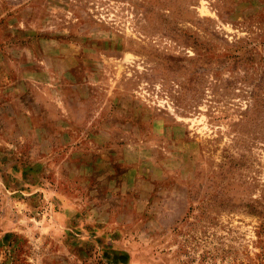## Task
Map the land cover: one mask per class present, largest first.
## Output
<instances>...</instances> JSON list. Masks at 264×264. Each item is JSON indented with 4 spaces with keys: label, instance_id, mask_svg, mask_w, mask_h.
Here are the masks:
<instances>
[{
    "label": "rangeland",
    "instance_id": "374dc122",
    "mask_svg": "<svg viewBox=\"0 0 264 264\" xmlns=\"http://www.w3.org/2000/svg\"><path fill=\"white\" fill-rule=\"evenodd\" d=\"M0 264H264V0H0Z\"/></svg>",
    "mask_w": 264,
    "mask_h": 264
}]
</instances>
